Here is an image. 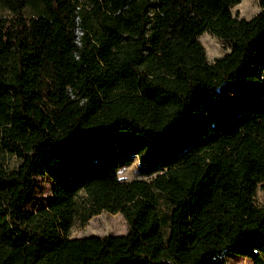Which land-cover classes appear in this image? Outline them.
Listing matches in <instances>:
<instances>
[{"label": "trees", "instance_id": "obj_1", "mask_svg": "<svg viewBox=\"0 0 264 264\" xmlns=\"http://www.w3.org/2000/svg\"><path fill=\"white\" fill-rule=\"evenodd\" d=\"M240 1L0 0V264H263L264 0L250 19ZM205 31L229 45L212 62ZM183 116L203 130L176 152ZM96 139L106 155L76 154ZM120 139L149 179L118 177ZM35 176L53 185L31 211ZM104 211L126 233L69 237Z\"/></svg>", "mask_w": 264, "mask_h": 264}, {"label": "rangeland", "instance_id": "obj_2", "mask_svg": "<svg viewBox=\"0 0 264 264\" xmlns=\"http://www.w3.org/2000/svg\"><path fill=\"white\" fill-rule=\"evenodd\" d=\"M260 10L257 0H241L238 4L232 7L231 12L234 17L250 19ZM206 52L209 62L221 57L229 51V45L221 39L214 36L210 31H205L199 37ZM223 96V103L234 113H238L244 104V97L236 85L227 81L220 89ZM203 130L200 122L192 119L189 116H183L179 124L172 129L168 134V140L174 147L176 152L184 150L186 145L195 137L199 136ZM86 144H80L75 148L78 156H88L94 159L100 158L107 154L102 141L99 139L85 141ZM127 142L121 139L117 142L115 152L120 158L118 168V177L124 180L135 178L149 179L151 176H139L137 174L138 159L137 155L128 156ZM4 163L8 168H13L17 165L18 159L8 153H1ZM52 181L47 176H35L34 185L31 192L27 195L24 207L31 211H37L47 206L52 193ZM254 201L258 206H264V184H259ZM128 230V224L120 213L101 212L92 216L85 223L79 222L78 219L69 231V237H82L89 235H121ZM228 264H253L252 260L239 255H227ZM264 264V257H262Z\"/></svg>", "mask_w": 264, "mask_h": 264}]
</instances>
